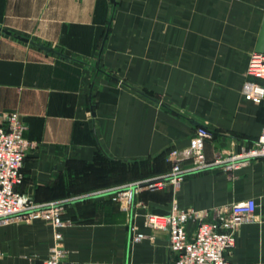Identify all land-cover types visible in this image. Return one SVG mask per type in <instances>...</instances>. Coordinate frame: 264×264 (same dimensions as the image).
Segmentation results:
<instances>
[{
    "label": "crops",
    "instance_id": "0c3cea01",
    "mask_svg": "<svg viewBox=\"0 0 264 264\" xmlns=\"http://www.w3.org/2000/svg\"><path fill=\"white\" fill-rule=\"evenodd\" d=\"M263 22L264 0H0V110L20 114L30 143L20 190L38 203L81 193L66 205L62 264H173L147 212L175 199L212 220L248 198L256 218L238 227L228 258L264 264V158L144 189L129 210L106 191L128 183L120 164L170 173L169 153L199 127L212 133L210 162L255 143L264 99L242 86ZM52 243L45 220L0 224V264H39Z\"/></svg>",
    "mask_w": 264,
    "mask_h": 264
},
{
    "label": "built area",
    "instance_id": "2783aa9c",
    "mask_svg": "<svg viewBox=\"0 0 264 264\" xmlns=\"http://www.w3.org/2000/svg\"><path fill=\"white\" fill-rule=\"evenodd\" d=\"M246 75L242 93L251 99L263 100L264 50L251 53ZM25 130L26 125L18 112L0 110V224L47 220L53 229V243L49 254L40 264H62L67 254L64 229L72 222L64 217L62 201L38 203L20 190L24 183L23 166L30 144L24 136ZM211 137L212 133L207 128H197L187 147L174 149L169 153L168 159L173 164L170 173L106 191L111 193L114 200L121 201L122 207L128 210L142 187L161 188L166 182L175 186L187 175L213 168L224 161H228L227 168H233L251 159L264 158V129L249 148L228 159L219 158L213 162L208 161L205 154L206 141ZM257 207L254 198L239 200L224 209L215 219L208 220L206 212L180 208L173 199L168 215L147 212L146 226L153 232L167 233L169 248L176 255L173 264H232L228 253L236 245L237 229L256 218ZM155 238L154 233L142 231H136L134 236L136 241Z\"/></svg>",
    "mask_w": 264,
    "mask_h": 264
},
{
    "label": "rangeland",
    "instance_id": "374dc122",
    "mask_svg": "<svg viewBox=\"0 0 264 264\" xmlns=\"http://www.w3.org/2000/svg\"><path fill=\"white\" fill-rule=\"evenodd\" d=\"M146 171V170H145ZM148 172V171H147ZM144 174V170H141L139 168H134V169H127L126 166H119V181H123V180H126V182H128L127 184H130V183H140V182H145L147 180H150V179H155V178H159V177H163L165 176L166 174L164 175H143ZM126 184V183H125ZM126 184V185H127ZM166 186H164L163 189H168L170 188L171 190L174 188V184L171 183V182H166L165 184ZM144 189L148 190L150 188H147V187H142L138 190V192L136 193V196L140 195L141 191H143ZM98 191V190H97ZM95 192V191H93ZM91 192V193H93ZM76 194V195H75ZM81 193H73L72 195H68L67 197H65L64 199H62V202L64 203V214L69 210L68 207L66 206L67 205V202L71 200V198H75L77 196H79ZM111 200L113 202L116 203V205L121 209H124L122 207V203L121 201L119 200H114L113 199V196H111ZM126 210V209H124ZM129 210V209H128ZM68 219V218H67ZM45 220V219H43ZM47 221V220H45ZM48 222V221H47ZM49 223V222H48Z\"/></svg>",
    "mask_w": 264,
    "mask_h": 264
},
{
    "label": "water",
    "instance_id": "95a60500",
    "mask_svg": "<svg viewBox=\"0 0 264 264\" xmlns=\"http://www.w3.org/2000/svg\"><path fill=\"white\" fill-rule=\"evenodd\" d=\"M20 39L23 40V41H26V42L29 41V39L24 38V37H20ZM41 46L44 49H46V50H51L50 48L46 47L45 45H41ZM263 50H264V22H263V25H262V29H261L259 40H258L257 47H256V51L257 52H262ZM153 187H155V185ZM153 213L168 215L169 211L165 210V209H161V208H154L153 209Z\"/></svg>",
    "mask_w": 264,
    "mask_h": 264
}]
</instances>
